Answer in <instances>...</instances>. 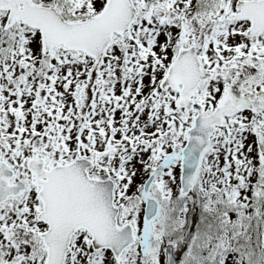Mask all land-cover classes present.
Returning <instances> with one entry per match:
<instances>
[{
  "label": "snow or ice",
  "instance_id": "obj_1",
  "mask_svg": "<svg viewBox=\"0 0 264 264\" xmlns=\"http://www.w3.org/2000/svg\"><path fill=\"white\" fill-rule=\"evenodd\" d=\"M0 264H264V0H0Z\"/></svg>",
  "mask_w": 264,
  "mask_h": 264
}]
</instances>
